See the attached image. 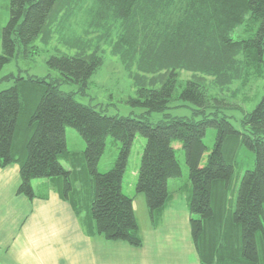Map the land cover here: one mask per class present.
<instances>
[{
    "label": "trees",
    "instance_id": "1",
    "mask_svg": "<svg viewBox=\"0 0 264 264\" xmlns=\"http://www.w3.org/2000/svg\"><path fill=\"white\" fill-rule=\"evenodd\" d=\"M6 9L0 70L17 52L32 55L36 42L48 45L56 35L69 50L55 47L47 58L57 80L86 87L102 66L106 47L132 80V105L147 112L166 109L185 70L189 76L179 98L201 115L199 120L170 116L155 124L107 115L59 91L54 80L19 76L0 90V167L19 165L18 193L32 198L33 180L56 178L60 195L80 213L78 199H87L74 183L89 175L90 229L139 247L133 198L123 189L133 140L137 134L145 139L135 190L144 195L151 219L170 194L168 180L181 176L173 145L178 141L189 169L190 229L199 264H264V92L243 111L239 127L222 113L216 97L235 81L264 74V0H7ZM32 94L37 102L28 100ZM66 127L83 139L81 157L67 149ZM209 127L215 130L210 149L203 143ZM108 136L118 154L109 170L99 172ZM241 146L253 153V162L234 185Z\"/></svg>",
    "mask_w": 264,
    "mask_h": 264
},
{
    "label": "crops",
    "instance_id": "2",
    "mask_svg": "<svg viewBox=\"0 0 264 264\" xmlns=\"http://www.w3.org/2000/svg\"><path fill=\"white\" fill-rule=\"evenodd\" d=\"M19 182L17 163L0 167V264H199L190 229V187L182 197L181 188L169 185L153 219L145 197L128 192L142 237V245L132 247L93 233L84 197L78 199L84 210L78 213L76 203L60 195L59 179L33 180L32 198L17 192Z\"/></svg>",
    "mask_w": 264,
    "mask_h": 264
},
{
    "label": "rangeland",
    "instance_id": "3",
    "mask_svg": "<svg viewBox=\"0 0 264 264\" xmlns=\"http://www.w3.org/2000/svg\"><path fill=\"white\" fill-rule=\"evenodd\" d=\"M6 7L7 0H0V28L5 25L8 18ZM233 37L237 38V33H233ZM36 44V52L32 55L24 56L17 52L10 62L3 65L0 70V90L13 85L19 76L25 79H28L29 77L35 79L38 77L44 78L46 82L54 80L53 84L57 86L59 91L70 93L77 102L91 106L103 114L138 117L141 119H147L154 124L167 119L170 116H180L184 118H192L194 120H199L201 118L200 114L193 111L198 109V107L179 98V92L185 79L189 76V72L185 70L181 71L179 82L174 91L173 100L168 103V107L162 111L147 112L145 108L139 105H132L129 102V99L135 96V88L133 87L132 80L128 76V73L124 69L118 56L111 54L106 47L104 48L105 51L103 53L104 57L102 66L92 75L87 86L81 87L79 84L57 80V78H59L58 72L47 65V58L54 52L55 47L63 52L69 51L64 44L57 40L56 35L48 45L42 44L39 41L36 42ZM28 85L31 86V84ZM263 92L264 74L256 76L250 75L241 80L235 81L233 85H231L229 91L225 93L219 92L216 97L222 102L220 106L223 110L222 113L227 115L235 126L239 127V120L243 111L251 110L259 101ZM211 94H215V91H211ZM37 96L38 95L36 94H32L29 96L28 100H34V102H37ZM23 97H25V102ZM22 102L23 108L26 104V96H23V94ZM211 103H213V101ZM31 107H33V105ZM20 128L21 130L23 129L22 122L20 123ZM65 137L67 149L71 152H75L76 156L81 157L84 150V141L79 133L72 127H66ZM214 140L215 130L209 127L203 138V143L208 149H210L214 144ZM144 144L145 139L137 134L133 140L128 163L123 176V189L127 194L131 190L136 192L135 184L138 176L137 171ZM173 145L176 148V157L181 165L182 172L181 176L170 178L168 182L170 189L181 188L180 191L182 193H180V195L184 197L186 188L188 189V187H190L189 169L185 162L181 144L178 141H175ZM117 154V145H113L111 137L108 136L104 152L97 165L98 171L105 172L109 170L113 166ZM206 155L207 151L203 153L200 165L205 163ZM236 158L238 159V162L237 160L235 161V173L232 177L234 185L237 183L238 179H240L243 173L242 170L246 168L247 164H252L253 153L246 147L241 146L238 149V156ZM62 162L65 166H70L66 161L62 160ZM78 169H80V167H78ZM89 177L90 176L88 175L87 181L84 179L82 181V178L84 177L79 176V179L74 183V186L78 188L80 187L82 193L85 195L87 199V201H85L86 206L90 205V198L93 191L92 180L91 177L90 179ZM84 182H86V184L82 186Z\"/></svg>",
    "mask_w": 264,
    "mask_h": 264
}]
</instances>
